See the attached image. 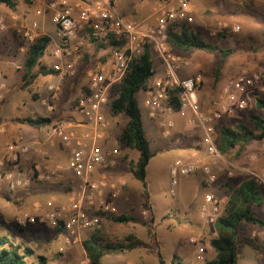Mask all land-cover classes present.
I'll use <instances>...</instances> for the list:
<instances>
[{
	"label": "built area",
	"instance_id": "built-area-1",
	"mask_svg": "<svg viewBox=\"0 0 264 264\" xmlns=\"http://www.w3.org/2000/svg\"><path fill=\"white\" fill-rule=\"evenodd\" d=\"M194 0H164L159 3L151 17L142 21L129 18L119 10L118 0H76L72 4L65 1H51L47 6L53 11L51 21L56 27V42L52 51V63L49 65L60 77L74 75L83 57L95 41L111 38L116 43L108 51L105 59L97 60L86 72V82L81 92L71 102L72 116L59 119L48 126L49 134L58 139L67 153V166L73 178L66 198L56 206L47 202L46 210L37 213L25 211L17 219L24 226L28 222H40L55 229L61 227L62 244L58 252L76 242H80L81 233L99 228L102 213L116 214L113 201L125 189L126 181L122 177L111 178L105 170L118 164L122 155V146L107 114V102L116 85H119L127 71L130 61L142 54L145 47H150L153 59L162 66L163 73L150 80L142 89L145 92L143 105L148 115L156 120L161 135L169 138L175 127L173 114L184 118L186 123L199 132L198 146L204 155L189 158H175L169 166L170 192L181 177L201 173L203 179L213 182L220 172H225L229 179L236 173L264 188V170L258 166L239 165L226 160L217 145L216 125L225 117L248 105L250 91L261 81V75L239 71L230 81L220 86L218 92L208 101L198 98L197 92L203 84L201 73L181 78L182 67L188 60L168 45L167 32L175 23H188L192 20ZM236 4L255 1L264 4V0H227ZM38 2V3H37ZM35 14L42 15L45 0H37ZM40 4V5H39ZM16 18L15 15L12 19ZM5 21L0 18V30L5 29ZM38 27L33 20L31 27L23 35L32 40L30 31ZM239 27H233L237 32ZM7 81L0 74V102L7 94ZM264 92V86L260 88ZM60 87L56 84L47 86V104L54 110L53 101L58 97ZM176 99L178 108L174 109L172 100ZM29 146L20 141L7 144L5 153L0 156V171L6 165L16 166L20 155L27 152ZM255 159V157H253ZM33 174L27 177H15L7 173L5 178L9 187H29L33 179L46 183L61 181L59 168L42 169L34 163ZM3 176L0 173V181ZM228 200L227 194L206 193L199 206L200 219L209 226L222 213ZM38 209L36 210V212ZM216 236L215 229L210 231ZM196 244V259L205 260L204 248L198 239L191 238ZM80 264H91L83 252Z\"/></svg>",
	"mask_w": 264,
	"mask_h": 264
},
{
	"label": "rangeland",
	"instance_id": "rangeland-1",
	"mask_svg": "<svg viewBox=\"0 0 264 264\" xmlns=\"http://www.w3.org/2000/svg\"><path fill=\"white\" fill-rule=\"evenodd\" d=\"M194 1L193 12L191 14L192 20L187 23L188 28L192 31L200 33L205 39L215 41L216 44L219 46L236 48L238 50L237 53L229 57V69L238 65H242L244 62L247 63L251 61H256L257 66H260L264 69V53L250 55V53L245 51L248 49L251 50L252 47L257 48V46L259 45L264 46V34L263 37L260 38V36L257 35L258 31L253 30L251 31V34L252 36L254 34V37L256 38H253L251 40L248 39L247 41L243 40V33L241 31V28L238 24H235L233 19L235 17V14L226 12V10H222L225 8L227 9V7L229 8L234 6L236 5V3L227 0H209L208 4L206 5L199 7L197 6L198 10L195 11ZM213 1H217L216 3L221 7V10L214 6ZM162 2H164V0H120L119 9L123 15L132 19L142 21L151 17L154 8ZM249 3H252L253 6L258 7V11L262 12L264 15V4L255 1H246L242 3L243 8L249 10V8L247 7L249 6ZM35 5L36 2H33V0H18L16 10L13 11L7 6L0 4V18H4L6 21L5 29L0 30V74H2L4 79L7 81L9 88L8 91H10V93H7L3 100L0 102V129H2L1 133L4 132L3 135H0V156H3V154L5 153L7 144L15 140L12 138L9 139L6 135V131L9 127H11L9 120L12 119L14 114H21V106H24L23 101L21 102V89L19 88V83L21 81V45L27 48V44L30 42V40L23 35V31L31 27L30 24L34 20L35 16ZM11 15H15L16 18L12 19ZM38 25L39 27L33 29V31H30V33L33 34L32 40L38 35H40L39 33L44 34L42 33L44 31H47V33L53 37L56 35V27L50 20H45L43 24L44 26L40 25V23ZM235 26L239 27V30L237 32L232 31V28ZM218 33H223L224 38L219 39ZM243 47L245 49L244 51L247 52L246 54H243L244 51L240 50ZM53 48L54 44L52 41V44H50L48 47L49 50H47V54L53 51ZM108 51V48H106L97 52L95 54V60L97 61L105 59L108 55ZM202 52L203 51H191L192 54L196 55V57H199L200 59H202V54H204ZM204 60L206 61V64L212 67L216 66L218 62L217 57L213 54H208ZM52 61V56L48 57L47 55V57L45 56L43 58L44 64L50 65ZM12 63L20 66L19 69H16L15 66L12 65ZM154 66L156 73L153 75L152 79L159 76L160 73V65L156 58H154ZM76 73H78V82L74 81L75 77H73V75H68V77H61V79H57L58 81L55 82L52 76H39L35 80L36 85H32L31 91H29L30 94L28 95V99L29 104L31 105V110L29 111V114L32 116H51L53 118V122L59 119L70 118L69 112L71 111V102L74 97H76V95L82 90V87L86 82V73L83 65H81V61L77 67V71L75 72V74ZM262 74L263 72L260 73L261 80L264 82V76ZM8 75L10 77V82L8 79ZM207 81H209V78H207ZM49 84H56L60 87L58 97L52 103L54 104L53 111H50L47 108V104L42 102V100H47V86ZM206 86L207 85H204L203 82L202 87L204 88ZM263 86L264 83L262 86H260V88ZM260 88L253 91V93L249 94L248 105L246 106V108L242 110H237L235 113L225 117L216 125V137L218 136V130L221 126L233 127L237 123H245L250 129H254L253 124L249 121L248 115L250 112H254L255 110V98L259 96L264 97V92H262ZM217 90L218 87L216 89L214 86H209V89L207 90V94L203 98V101H208L210 98H212L217 92ZM143 91L144 90L141 89L137 93L138 106L140 107V110L143 115L144 128L149 138L151 148L152 150H154L153 142H163L164 138L161 136L160 129L157 128L158 126L155 124V122L148 118L147 109L142 103L143 98L145 96V92ZM67 111L68 114H66ZM107 114L111 118L114 129L116 131L115 134L118 135V133L121 132V129L125 123V118L122 116H112L110 115L108 110ZM174 140L175 143H177V139ZM251 143L254 145L253 149L256 152L263 154L262 156H260L259 163L257 166L259 168L264 169V147H262L263 141L253 140L251 141ZM234 152L235 149H233L229 154L224 155L225 159L229 161L235 160L236 158L234 159L232 156ZM122 155H124V163L121 164L122 168L124 167V169L122 170L123 175L128 180L134 183L133 192L131 194V203L134 209H128L129 213L134 214V212L137 213L138 210H140L141 206H139V204L144 198L143 187L141 183L135 180L129 172V169L131 167L130 163H134L138 158V151L122 147ZM164 156L165 155L160 154L159 158ZM170 158L171 157H169V159ZM17 168V165L14 166L6 164L0 171L1 175L3 176L2 181H0L1 232L10 235V237L15 242L21 243V252L25 251V247H28L32 251V256L27 258L29 264H35L37 262V256L39 255H43L47 258V264H80V260L82 259L84 252L81 245V241L93 232H96V230L82 232L80 242H76L71 246L66 247L64 252L62 253L58 252V247L62 244L63 235L57 234L44 223L31 224L21 231V225L17 222L18 217L21 216V207L23 204L21 198L19 196L12 195L13 193L4 191V187L9 186V182L7 178H5L6 174L11 173L14 175V173H16L18 170ZM223 173L225 176V172ZM239 177L241 178L246 176ZM168 178V170L163 169L161 167L159 172H156L155 175H153L151 179L152 181H148L149 186H147L148 191L151 194L153 200V208L155 213L154 216L156 218L155 225L157 230L160 232L164 231V229L166 228L165 226H168L167 228H169V226H172L175 223L177 224V218L183 215L181 212L182 210H180L183 206L176 205L177 203L171 199L173 195L169 193L170 184H168ZM229 179L226 178L218 184L220 187V192L217 193V195L225 194L222 186L226 182L234 183L231 182L232 180ZM61 182L62 180L59 181V183ZM68 186L70 189L71 184ZM58 189H60L61 193H64V196L66 198V194L68 191L66 192L64 186L61 185V187H58ZM144 203L145 204H143V206L145 209L147 204L146 200ZM186 208L188 214H190L196 209V203H187ZM258 211L260 212V210L257 209V212ZM165 212L169 213H167L166 217L163 218L162 216ZM258 215L259 213H257V216ZM142 218L149 220V213L147 212L146 215ZM7 220H10L11 223H9V221ZM112 224L113 227L108 230H100V228H97L100 230L99 234L106 241L120 242L125 240L126 236L129 235L133 236L134 238L138 237V239L148 241V237L144 239V237L146 236V231L144 227L140 226V224L138 225L135 223H128L118 225L114 222H112ZM164 235L165 237H167L168 235L172 236V233L168 232L164 233ZM195 238L198 239V242L202 244L206 243L210 245V239L212 237L209 233V235H205V241L201 240L202 236H197ZM240 238H243L242 232L240 233ZM166 240L167 244L163 249H161V253L168 262L173 259V254H176L180 257L183 262L182 264H203L204 261L209 260L211 258L210 255H207L204 261H199L195 257H191L189 248L186 247L185 244L178 242H168V238ZM158 247L161 248L160 243ZM142 256H144L145 258L141 259ZM105 257L106 258L104 264H114L111 261L112 257L122 259L128 258L127 260L130 259V262L133 261L129 264H136L134 262H136L137 260H139L141 264H158L157 258L154 256V254L151 253L148 249L141 247L132 249L130 251L121 252L118 254H109ZM127 262L129 261H124L123 263L127 264ZM120 263L115 262V264Z\"/></svg>",
	"mask_w": 264,
	"mask_h": 264
},
{
	"label": "trees",
	"instance_id": "trees-1",
	"mask_svg": "<svg viewBox=\"0 0 264 264\" xmlns=\"http://www.w3.org/2000/svg\"><path fill=\"white\" fill-rule=\"evenodd\" d=\"M0 4L14 11L18 5V0H0ZM245 12L251 14L255 19L261 20L255 16V11L248 10ZM218 38L223 39L224 34L218 33ZM167 41L171 50L180 54L190 51H205L214 54L218 61L214 69V83L212 85L215 88L224 63L238 51L234 47L219 46L215 41L205 39L200 33L189 29L187 23H175L170 26L167 32ZM115 43L116 41L111 38L95 41L93 47L85 52L81 59L85 73L96 62L95 54L106 48L110 50ZM50 44H52L51 38L43 34L38 35L27 44L23 73L19 83L21 90L28 89L39 76L58 74L49 65L43 63V58L47 55L50 57L52 54V51L47 54ZM240 50L244 51L245 49L241 48ZM155 73L152 51L150 47L146 46L142 54L130 61L121 83L113 88L107 102L110 115L125 118V123L118 135V141L122 147L138 151V158L134 163H130L129 172L143 185L146 201L149 198V192L146 188V169L152 157L155 156V152L151 150L144 130L137 93L149 85ZM77 75L78 73L73 75L76 82L79 80ZM254 104V112H250L248 115L254 129H250L245 123L219 128L217 145L223 155H227L235 149L232 155L235 159L248 143L253 140L262 141L264 139V97H256ZM172 106L174 109L178 108L176 99L172 100ZM14 121L41 129L49 126L53 122V118L36 115L16 117ZM222 187L228 196V200L214 223L216 236L210 239V245L215 250L216 256L204 261L203 264H237L242 225L249 223L264 227V220L256 214V209L264 203V191L260 185L249 178H245L238 184L226 182ZM149 215V220H146L141 216L129 213L111 215L102 213L101 217L108 218L117 224L133 222L143 225L147 230L148 241L134 238L131 235L126 236L125 240L120 242L106 241L99 234L100 230L96 229V232L81 241L82 248L89 257L91 264H102L106 255L118 254L139 247L148 249L153 253L158 264H180L181 260L177 255L173 256L170 262H167L163 257L158 247L160 242L151 207H149ZM165 217L166 215L163 216V218ZM55 231L57 234H62L63 229L56 227ZM246 241L252 246H257L254 238H248ZM20 249L21 243L15 242L10 235L1 232L0 229V264H29L27 258L32 256V251L28 247H25L23 252ZM35 264H47V258L39 255Z\"/></svg>",
	"mask_w": 264,
	"mask_h": 264
},
{
	"label": "crops",
	"instance_id": "crops-1",
	"mask_svg": "<svg viewBox=\"0 0 264 264\" xmlns=\"http://www.w3.org/2000/svg\"><path fill=\"white\" fill-rule=\"evenodd\" d=\"M51 1H55V2L65 1L68 4H72L76 0H45V4H41V6L43 8L42 15L37 16L34 12V15H35L34 20H37L38 24L40 23V25H42V26H44L43 24H44L45 20L51 21V14L53 11L49 8V6H47L48 3ZM118 1H119V8H120V0H118ZM208 1L209 0H195L194 1L195 11L198 10L197 6L198 7L204 6V5L208 4ZM33 2H37V0H33ZM216 2L217 1H213L214 6H216L219 10H221V7L219 5H217ZM36 7H37V5L34 6V8H36ZM247 7L249 8V11H255V13H254L255 16H258V18L261 20H257V19H255V17L251 16V14L245 12V11H248V9L243 8L242 3L236 4V5L229 7V8L227 7V9L225 8L222 10H226V12H230V13L235 14V17L233 19H234L235 24H238L241 28V31L243 33V35H242L243 40L247 41L248 39L251 40L253 38H256V37H254V34H253V36L251 34V31H253V30H257L258 31L257 35L260 36V38H262L263 34H264V15L262 12L258 11V7L253 6L252 3H249V6H247ZM12 16L13 15H11V18H12ZM2 19L5 21L4 18H2ZM30 26H31V24H30ZM38 27H39V25H38ZM42 33H44L45 35H48L51 38V40L53 41V44L56 42V39H57L56 35L53 37V36L49 35L47 33V31H44ZM39 34H41V33H39ZM32 36H33V34H32ZM263 42H264V40H263ZM26 49L27 48H25V46L21 45V77H22V73H23V71H22L23 70V62H24V59L26 57ZM246 51L248 53H250V55L264 53V46L259 45V46H257V48L252 47L251 50L248 49ZM247 52L244 51L243 54H246ZM202 53H204V54H202L203 55L202 59H200L199 57H196V55L192 54L191 51L184 53V54H181L182 56H184L188 60L189 64L182 67V69L179 73L181 78L189 77V76H191L195 73H198V72L202 74L204 85H207L206 87H208V88L201 87V89L197 92V96L201 100H203V98L207 94V90L209 89V86L211 87L214 83V69L216 68V66L212 67V66L206 64V61L204 60L207 57V55L211 54V53L204 52V51ZM228 60H229V58L226 60V62L223 65V68L221 70V76H220V78L217 82V85H216V89L218 87V90H219L221 85L230 81L241 70H244L249 74L253 73V74H259L260 75L261 72L264 73V69L260 66H257L256 61H251V62H247V63L244 62L242 65H238V66H235V67L229 69ZM12 65L15 66L16 69H19V67H20L14 63H12ZM159 72H160L159 75H161L163 73V69H162L161 65L159 68ZM47 76H52L54 82L58 81L57 79H61V77L58 74L57 75H47ZM207 78H209V81H207ZM8 79L10 82L9 75H8ZM263 83L264 82L261 80L259 82L258 86L250 91V94L253 93V91L259 89L260 86L263 85ZM32 85L33 86L36 85L35 81L31 84V86ZM31 86L28 89L21 90V102L23 101L24 106H21V114H16V115L14 114L12 119L9 120L11 127H9L8 130L6 131V135L9 139L12 138V139L18 140V141L23 142L29 146V149L27 150V152L20 155V159L17 163V166H18L17 169L18 170L16 173H14V176L15 177H17V176L27 177V176L32 175L33 174L32 166L34 163H38V164H40L42 169L59 168L58 171L62 176V179H61L62 182L59 183V181H57V182H54L51 184H47L41 180L33 179L32 183L29 187H16L15 189H11L9 186L4 187L5 192L13 193L12 195L19 196L21 198V201L23 203L22 207H21V216H22V213L25 211H28V212L30 211L33 214L34 213L40 214V212L42 213V211L49 208V207H47L48 201H52L54 206L59 204L62 200H64L65 196H64V193L60 192V189H58V187H61V185L64 186V189L67 192L69 189L68 185L71 184V182H72L71 180L73 178V176H72V174H71V172L67 166L66 150L60 145L57 138L52 137L49 134L48 126L41 128V129H37L35 127L26 125L24 123H19V122L14 121V118H16V117L22 118V117L32 116L29 114V111L31 110V105L29 104V99H28V97H29L28 95L30 94L29 91H31ZM218 90H217V92H218ZM23 91H25V92H23ZM7 93L9 94L10 91H8ZM139 109H140V107H139ZM66 114H68V111ZM69 114H70V116H72L71 111L69 112ZM141 115H142V112H141ZM44 116H46V115H44ZM171 117L175 121V127L172 131L171 137L166 139L161 135L164 138L163 142L157 143L156 141H154L153 142L154 150H152L151 144L149 141L150 148L153 152H155V156L152 157V159L150 160L149 165L147 166V169H146V183H147L146 188H147V191H148L147 186H149L148 181L152 179L153 175H155L156 172H159L161 167L163 169L168 170L170 164L172 163V161L175 158H177V157L189 158L193 155H200V156L204 155V150L200 146H198L199 132L197 130L193 129L191 126H189L186 123L184 118H181L175 114H173ZM148 118L150 120L154 121L155 124L158 126L157 128L160 129L156 120H153L149 115H148ZM142 120H143V126H144L143 115H142ZM144 130H145V128H144ZM1 131H2V129H0V135H3L4 132L1 133ZM145 133H146V131H145ZM160 133H161V131H160ZM118 135H119V133H118ZM146 136H147V133H146ZM147 138H148V136H147ZM174 139H177V143H175ZM148 140H149V138H148ZM168 140H170V141H168ZM262 141H263L262 147H264V139ZM253 147H254V145L251 142L248 143L244 147V149L241 151L240 155L235 160H233L234 163L239 164V165H245V166H251V165L257 166L259 163V158L263 154L256 152L253 149ZM158 151H161V152H158ZM160 154L165 155V156L159 158ZM169 157H171V158L169 159ZM253 157H255V159H253ZM123 163H124V157L120 158V160L117 164L118 166L116 165L114 167H110L107 170H105V173L107 174V176H109L111 178L122 177L126 181V186H125L124 191L122 192V194L117 199H115L113 201V205L115 206L116 212L118 214L119 213L120 214L121 213H129L128 209H132V210L134 209V207L131 203V199H132L131 194L133 192L134 183L131 182L130 180H128L123 175L122 170L124 169V167L122 168V166H121V164H123ZM262 170H264V169H262ZM223 176H224V173L221 171L220 174L218 175V179L213 181V182H209V181L204 180L201 173H196L194 175H189V176H184V177L179 178L178 184L176 185L174 192L171 193L169 190V193L173 195V197L171 199L177 203L176 205L183 206L182 209H180V210H182L181 212L183 215L179 216L177 218V222H178L177 224L175 223L172 226H169V228H167L168 226H165L166 228L164 227L165 229L163 232H160L157 230L159 242H160V246H161L160 250L166 246V244H167L166 239L168 238V242H178V243L185 244V246L189 248L191 257L196 258V244L192 243L190 241V239L193 237L195 238L197 236H202L201 240H204L205 235H209L212 228H214L212 226L206 225L200 219V217H199V206L202 203L206 193L212 192V193L217 194L220 192V187L218 184L222 180L227 178L226 176H224V177ZM239 176H243V175H241L240 173H236L233 177H230L229 180H232L231 182L238 184L243 179L246 178V177L240 178ZM168 177H169V173H168ZM168 181H169V178H168ZM142 187H143V185H142ZM263 191H264V188H263ZM145 200H146V198L144 195V198L142 199L141 203L139 204V206H141L140 210H138L137 213L134 212L133 215H138V216L144 215L145 216L147 212L149 213V207H151L152 214L155 215L154 208H153V200H152L150 193H149V198L147 200L148 203L146 201L147 204H146V208L144 209L143 204H145L144 203ZM192 202L196 203V209L194 211H192L190 214H188V211L186 210L187 209L186 204L192 203ZM178 206H176V207H178ZM37 209H38V211L36 212ZM257 209L260 210V212L259 211L257 212ZM257 209H256V214L259 213L258 216L264 220V203L261 206H259ZM167 213H169V212H165L163 214V216H165ZM129 214H132V213H129ZM144 216H142V217H144ZM7 221H9V223H11L10 220H7ZM36 223H40V222L36 221V222L26 223L24 226H21V231L25 227H28L29 225L36 224ZM130 223L134 224L133 222H130ZM135 224H138V223H135ZM45 225H47V224H45ZM140 226L144 227L141 224H140ZM112 227H113L112 221L109 220L108 218L103 217L101 220L100 226H99L100 230H108ZM49 228H51V227H49ZM51 229L54 232H56L55 229H53V228H51ZM144 229L146 231V236L144 237V239H145L148 237V235H147V230L145 227H144ZM168 232L172 233V236L168 235L167 237H165L164 233H168ZM241 232L243 234V238L241 239V242L239 245L238 264H264V227L254 225V224L245 223L242 225ZM248 238H254L256 240L257 246L250 245L246 241V239H248ZM140 240H143V239H140ZM199 244L202 245L204 248L205 257L207 255H210L211 256L210 259L215 258L216 252L211 245H208L206 243L202 244L200 242H199ZM175 255L176 254H173V256H175ZM105 258L106 257L103 258L102 264L105 263ZM144 258H145L144 256L141 257V259H144ZM127 259L128 258L122 259V258H116V257L113 258L112 257L111 261L114 264H115V262L120 263L122 261L123 262L129 261V262H127V264L133 262V261L130 262V259L129 260H127ZM123 262L120 264H125ZM134 263L141 264L139 262V260H137ZM182 263L183 262L181 260L180 264H182Z\"/></svg>",
	"mask_w": 264,
	"mask_h": 264
}]
</instances>
